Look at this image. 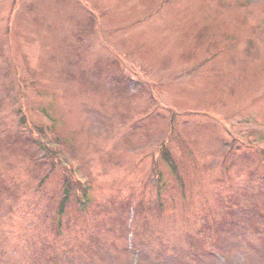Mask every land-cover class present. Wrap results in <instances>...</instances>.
Instances as JSON below:
<instances>
[{"label":"rangeland","instance_id":"374dc122","mask_svg":"<svg viewBox=\"0 0 264 264\" xmlns=\"http://www.w3.org/2000/svg\"><path fill=\"white\" fill-rule=\"evenodd\" d=\"M0 264H264V0H0Z\"/></svg>","mask_w":264,"mask_h":264},{"label":"trees","instance_id":"16d2710c","mask_svg":"<svg viewBox=\"0 0 264 264\" xmlns=\"http://www.w3.org/2000/svg\"><path fill=\"white\" fill-rule=\"evenodd\" d=\"M206 26V25H205ZM205 26H202V27H205ZM89 32V31H88ZM91 32V31H90ZM89 32V33H90ZM244 147V146H243ZM164 149H165V147H164ZM49 154V153H48ZM163 154H164V157H165V159L167 158V162H169V163H171L172 164V162H170V157H169V152L166 150V151H164L163 152ZM49 156H50V154H49ZM47 157V155H46V153L44 152V158H46ZM48 158V157H47ZM172 166H173V164H172ZM173 170H176V167H174L173 166V168H172ZM64 171V170H63ZM72 178H74V176L73 177H71V179ZM71 180L68 178V176H67V174H63L62 175V184L64 185V190H63V195H68V194H72L73 192L71 191V190H73L74 189V187L72 186V184H71V182H70ZM82 181L79 179L78 180V182H77V185H76V187H77V189H76V191L77 192H79V194H85L86 193V191L87 190H89L90 188L88 187V183H86V184H82L81 183ZM73 188V189H72ZM86 190V191H85ZM66 197V196H65ZM63 200V202H64V198L62 199ZM78 202L80 203V204H82V205H84L86 202L85 201H82L80 198L78 199Z\"/></svg>","mask_w":264,"mask_h":264},{"label":"bare ground","instance_id":"6f19581e","mask_svg":"<svg viewBox=\"0 0 264 264\" xmlns=\"http://www.w3.org/2000/svg\"><path fill=\"white\" fill-rule=\"evenodd\" d=\"M72 176H78V174L72 173Z\"/></svg>","mask_w":264,"mask_h":264}]
</instances>
